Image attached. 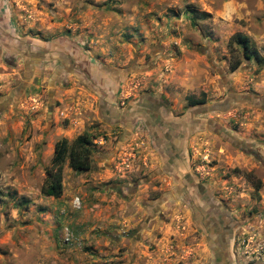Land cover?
Listing matches in <instances>:
<instances>
[{
    "label": "rangeland",
    "instance_id": "1",
    "mask_svg": "<svg viewBox=\"0 0 264 264\" xmlns=\"http://www.w3.org/2000/svg\"><path fill=\"white\" fill-rule=\"evenodd\" d=\"M236 32L264 57V0H0V264H216L184 177L221 264L264 262V62ZM82 133L90 168L45 195Z\"/></svg>",
    "mask_w": 264,
    "mask_h": 264
},
{
    "label": "trees",
    "instance_id": "2",
    "mask_svg": "<svg viewBox=\"0 0 264 264\" xmlns=\"http://www.w3.org/2000/svg\"><path fill=\"white\" fill-rule=\"evenodd\" d=\"M233 43H237L242 48V57L244 59L254 58L257 62L263 63L264 57L258 52L249 36L236 32L231 35L229 45L233 50ZM240 64L237 60L232 64V70L236 69ZM205 102L204 94L202 97L192 99L190 104H201ZM91 138L87 133L77 135L71 141L65 137L59 138L54 143V153L51 158V166L46 170V180L41 187L42 193L47 196L58 197L62 192V170L66 159L68 166L77 171L87 170L90 168L91 155Z\"/></svg>",
    "mask_w": 264,
    "mask_h": 264
},
{
    "label": "flooded vegetation",
    "instance_id": "3",
    "mask_svg": "<svg viewBox=\"0 0 264 264\" xmlns=\"http://www.w3.org/2000/svg\"><path fill=\"white\" fill-rule=\"evenodd\" d=\"M149 114V113H148ZM168 135L167 133H165ZM166 135L163 136L164 139H166ZM165 142V141H164ZM165 148H168L166 143ZM169 150V149H166ZM170 154V156L176 157L177 155L179 156L180 152L178 151L177 154H172L170 152H167ZM203 184L200 182H197L193 179H188L186 177L182 178L179 181V185H177V192L181 193L184 192L185 190L189 191L192 190L194 192V195L196 198H201L202 203L206 205V209L199 208V212L204 211V217L206 221V227L208 231V240L211 242L209 243L211 250L213 251L215 255V259L217 260L216 264H221V255L222 253L227 256V250H228V240H227V235H228V223H225V219H221L222 223L220 222V216L218 215L217 212V205L213 201H210V197L208 198L205 194H203ZM191 192V191H190ZM203 195L205 197H203ZM196 215V212L195 214ZM227 251V252H226ZM229 257L227 256V259ZM255 264H264V262H256Z\"/></svg>",
    "mask_w": 264,
    "mask_h": 264
},
{
    "label": "built area",
    "instance_id": "4",
    "mask_svg": "<svg viewBox=\"0 0 264 264\" xmlns=\"http://www.w3.org/2000/svg\"><path fill=\"white\" fill-rule=\"evenodd\" d=\"M77 201H78V199H77Z\"/></svg>",
    "mask_w": 264,
    "mask_h": 264
}]
</instances>
